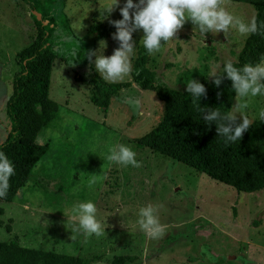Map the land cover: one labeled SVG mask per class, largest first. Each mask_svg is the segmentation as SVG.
<instances>
[{
	"label": "rangeland",
	"instance_id": "1",
	"mask_svg": "<svg viewBox=\"0 0 264 264\" xmlns=\"http://www.w3.org/2000/svg\"><path fill=\"white\" fill-rule=\"evenodd\" d=\"M219 3L245 22L254 19L250 5ZM109 5L110 0H55L50 7L65 59L54 60L50 76L48 96L57 104L58 114L37 133L47 137L45 155L16 197L10 203L0 202V242L90 264H264V190L237 192L156 152L137 148L135 140L150 132L162 116L163 103L154 92L132 86L111 98L106 110L90 102L89 80L98 75L80 59L83 47L78 40L89 26L100 23L106 32L94 50L103 41V55L113 53L118 42L112 39L115 28L109 21L121 19L123 0L105 13ZM247 35L229 29L203 37L187 20L173 40L148 55L146 69L156 84L178 91H185L191 79L205 85L213 79L209 75L214 66L236 61ZM34 36L29 8L20 0H0V144L10 131L6 103L18 72L15 57ZM141 36L142 32L133 33L137 47L132 64L142 46ZM130 79L131 74L116 83ZM126 97L139 98L140 108L123 103ZM235 102L244 101L234 98L232 106ZM246 102L252 123L260 118L263 96H249ZM115 144L129 146L139 166L108 161V147ZM90 181H94L91 187ZM86 201L96 205L97 218L106 227L100 236L73 230L71 209ZM148 205L155 208L163 226L157 239L149 238L137 223L139 209Z\"/></svg>",
	"mask_w": 264,
	"mask_h": 264
},
{
	"label": "trees",
	"instance_id": "2",
	"mask_svg": "<svg viewBox=\"0 0 264 264\" xmlns=\"http://www.w3.org/2000/svg\"><path fill=\"white\" fill-rule=\"evenodd\" d=\"M28 8L35 27L32 42L18 52L15 63L18 72L12 79V91L6 103V116L10 131L0 144L2 151L13 163L15 174L9 179V190L0 202L10 203L25 185L33 167L45 155L47 146L35 143L37 133L55 120L58 106L48 96L53 62L64 61L59 37L55 34L57 20L50 8L55 0H20ZM250 5L255 10L253 21L257 25L237 54L234 66L257 63L264 57V0H227ZM67 22L66 19H64ZM69 30V29H68ZM100 23L88 27L82 43L80 59L105 35ZM148 54L138 47L128 82L107 83L98 76L89 80L92 92L90 102L106 110L109 101L121 92L137 86L149 90L163 103L158 124L147 134L135 140L139 149H149L163 157L181 163L210 179L232 187L237 192L253 193L264 190V120L250 123L240 141L225 145L217 137L215 124L205 125L186 91H178L156 84L146 69ZM206 97L199 107L230 111L235 93L231 82L222 79L219 86L212 80L204 85ZM217 93H220L217 98ZM264 110V96L262 102ZM256 223H254L255 225ZM0 264H90L89 260L65 254L24 248L16 243L0 242Z\"/></svg>",
	"mask_w": 264,
	"mask_h": 264
},
{
	"label": "clouds",
	"instance_id": "3",
	"mask_svg": "<svg viewBox=\"0 0 264 264\" xmlns=\"http://www.w3.org/2000/svg\"><path fill=\"white\" fill-rule=\"evenodd\" d=\"M120 5V0H110L105 13H111ZM187 14V15H186ZM121 19L109 21L115 32L112 39L118 42V47L110 56H104L105 44L100 42L97 50H88L84 57L88 60L95 73L108 83H116L132 72V58L135 55L137 43L133 33L142 32L139 43L148 55L158 53L162 46L173 40V36L185 21L190 20L201 36L207 33L227 32L235 29L239 34L254 33L257 25L254 21L245 22L221 7L219 0H123L119 6ZM209 77L212 83L219 86L222 79L231 82L235 98L244 102H235L230 111L221 112L218 108L199 107V101L206 97L203 84L190 80L185 91L191 97L194 107L202 116L204 124H215L217 137L222 138L225 145L240 141L242 134L250 127L247 114L246 98L249 96H264V57L259 62L247 63L236 67L231 62L222 66H214ZM220 93H217V98ZM123 103L133 110L140 108L141 101L136 97H126ZM243 110V111H242ZM264 120V110L260 112ZM47 137L38 134L35 143H45ZM106 159L120 166L138 167L135 152L127 145L115 144L108 147ZM15 174V168L9 158L0 151V199L6 197L9 190V179ZM94 181L89 182L91 187ZM119 199V196L116 197ZM73 230L86 236H100L105 228L97 218V207L92 201L79 202L71 209ZM137 223L141 230L151 239L162 235L163 226L155 215L152 205L141 207L138 211Z\"/></svg>",
	"mask_w": 264,
	"mask_h": 264
}]
</instances>
